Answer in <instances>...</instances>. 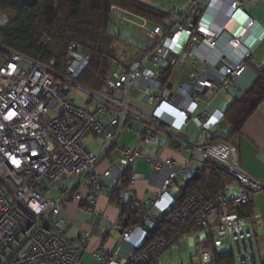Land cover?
I'll return each instance as SVG.
<instances>
[{
	"label": "built area",
	"instance_id": "obj_1",
	"mask_svg": "<svg viewBox=\"0 0 264 264\" xmlns=\"http://www.w3.org/2000/svg\"><path fill=\"white\" fill-rule=\"evenodd\" d=\"M256 2L187 0L185 10H170L163 23L147 31V48L112 60L101 91L77 83L90 57L76 44L69 46L60 74L0 47L7 55L0 60V264H78L94 237L107 235L98 226L102 197L120 209L139 211L140 223H114L121 244L92 250L97 264H164L166 252L195 234L200 236L191 264H217L225 242L234 264H263L257 232L264 212L253 215L248 206L264 192V183L242 170L232 144H189L180 136L192 124L199 137L220 124L223 115L214 116L208 107L222 91L242 98L239 80L259 67L253 43L257 22L245 11ZM4 24L0 15V27ZM182 69L186 79L176 81ZM75 87L86 94L83 106L70 98ZM125 133L135 136L132 147L120 145ZM159 133L168 137L167 145L183 148L186 162H163L144 152ZM90 136L117 155L101 172V157L85 143ZM198 155L232 176L237 194L228 193L229 186L217 194L198 186L177 204L171 188L195 176L190 164ZM139 159L155 171L166 170L159 191L147 200L121 184L118 165ZM72 201L80 204L90 227L74 240L67 237L62 216ZM147 209H158L161 217L172 211L170 222L158 226ZM123 244L131 246L129 254L122 252Z\"/></svg>",
	"mask_w": 264,
	"mask_h": 264
},
{
	"label": "trees",
	"instance_id": "obj_2",
	"mask_svg": "<svg viewBox=\"0 0 264 264\" xmlns=\"http://www.w3.org/2000/svg\"><path fill=\"white\" fill-rule=\"evenodd\" d=\"M114 9L124 10L154 25L163 23L169 16L168 12L139 0H39L32 7L25 0H0V15L4 20L7 16L4 26L0 27V47L29 60L39 61L60 74L67 65L69 46L76 44L83 54L90 57V63L77 83L101 91L104 78L111 70L112 60L126 54L119 53L117 45L126 42L110 30L116 21ZM6 57L0 50V60ZM253 71L254 82L243 92L242 98L236 99L225 112L224 121L232 127L230 137L224 139L227 142L240 132L243 124L264 100V66L253 67ZM199 161L202 165L195 168V176L182 184L183 192L176 198L177 204L194 187L202 186L217 194L233 183L232 176L208 162ZM131 176L132 170L128 167L123 172L122 186H128ZM250 209L249 205V212ZM121 212V222L129 220V226L140 223L139 211L123 207ZM171 212L157 220L158 226L170 222ZM194 231L198 233L197 229ZM150 241L148 238L146 245ZM217 264H234L233 256L229 251L218 253Z\"/></svg>",
	"mask_w": 264,
	"mask_h": 264
},
{
	"label": "crops",
	"instance_id": "obj_3",
	"mask_svg": "<svg viewBox=\"0 0 264 264\" xmlns=\"http://www.w3.org/2000/svg\"><path fill=\"white\" fill-rule=\"evenodd\" d=\"M183 8H181L180 5H176L175 7L170 8V10L178 9L183 11ZM247 9L253 15L257 22L256 29L254 30L255 34L253 39V43L255 44V58L256 54L259 51V48L261 47L263 49L264 47V0H257L255 4L247 6ZM115 10L116 9H114V11ZM170 10L166 12H169ZM120 43L128 45V49L125 50L128 53H133L137 50H140L138 48L136 49V47H133L132 45H129L128 43ZM257 57H259V60L255 58L257 62H260L262 65H264L263 50L259 51ZM186 74V69L179 70L175 75L176 81L185 80ZM254 80V71L246 72L243 78L239 80L240 88L246 90L254 82ZM235 100L236 99L231 93L222 91L217 97L214 98V100L208 107L209 112L212 113L214 116L219 118L221 117V115H223L220 124L217 125L214 129L206 132L202 137L198 136L197 126L195 124H192L187 129L186 133L180 134L181 138L189 144L197 145H206L208 143L216 142H227L224 139L230 137L232 127L229 125L228 122L224 121V115L225 112L228 110L229 106ZM138 103L139 105L136 106L139 109H141L142 111H147L148 107L144 106L140 102ZM134 127L136 128L137 126ZM159 134H162L164 136L163 133ZM159 134L157 136V143L146 145L144 152L146 153V148L148 146H152L151 148H154L155 150L146 154L152 157H158L163 162L167 159L175 160L178 164L186 162L184 157H187V153H184L182 151L183 148L175 145H167V143L169 142L168 137L162 142H159ZM221 135H223L224 137H222ZM128 140L129 138H123L124 143ZM89 142L96 144V147L92 151L97 150V153L101 157V162L97 168L99 172L105 170L108 167L110 160H116V153H113L112 150H109V147L106 144H101L97 140V138L93 136H90L86 139L88 148H90ZM227 143H230L236 147L242 170L255 180L264 183V100L258 105L255 112L246 120V122L241 127L240 132L237 135L233 136L231 141ZM134 144L135 141H133L132 144L129 146L132 147ZM197 160L199 161L200 159H197V157L194 156V160L191 161L190 166H192L193 168L199 167ZM128 167L132 170L131 179L133 178V180H130V183H128V186L126 187L132 188L136 192L137 197L141 200H147L149 198H152L154 194L159 191L161 179L163 177L162 175L166 172V170L163 169V172L160 173V171H155L152 165H147L140 161L131 166L122 164L118 165V168L122 171V173ZM179 182H177V185H179ZM233 194H237V191ZM179 196L174 197L178 198ZM79 208L80 204L76 201H72L65 205L64 210L62 212L63 218L68 223L67 237L73 240L77 239L82 232L88 231L90 229L87 217L82 212H80ZM98 208L99 212L101 213V219L99 221L98 226L100 229L104 230L107 235L106 237H94V239L88 246V251L83 254L78 264H97L96 260L91 254L92 250L97 249L100 246L113 250L118 244H121V232L113 228L114 223L121 222L119 220L122 213L121 209L114 204L108 203L105 197H102V199L100 200ZM250 208V213L253 215H260L264 212V192H260L255 195L254 201L250 205ZM147 211L154 218L159 219L161 217L160 211L158 209H147ZM122 222L129 223V220L127 221L125 219L122 220ZM111 229L115 230L118 234L116 233V235L112 233ZM195 235L188 236L185 240L180 241V243L183 241L187 242L189 257L191 256L192 246L194 242L199 238V236ZM257 237L259 256L261 259H263L264 263V222L262 228L257 232ZM121 249L124 254H129V252L131 251V246L129 244H123L121 245ZM219 252H225V248L220 250Z\"/></svg>",
	"mask_w": 264,
	"mask_h": 264
},
{
	"label": "rangeland",
	"instance_id": "obj_4",
	"mask_svg": "<svg viewBox=\"0 0 264 264\" xmlns=\"http://www.w3.org/2000/svg\"><path fill=\"white\" fill-rule=\"evenodd\" d=\"M139 1L143 2L145 4H148L154 8H158L164 12L170 10V8L175 7L176 5H180L181 8L184 7L183 8L184 10L187 8V0H181V1H178V0H139ZM203 2L205 3L206 0H203ZM115 16H116L115 25L110 27V30L113 34L119 35V37L124 42L128 43L129 45H132L133 47H136V49L137 48L140 50L145 49L150 45V40L147 37V31L150 30L154 26L153 23L148 22V21H146L140 17L134 16V15H132V14H130L124 10H121V9L115 10ZM5 20L7 21V16H5ZM117 45H118L119 53L125 52L126 54H123V55L126 56L127 51H125V50L128 49V47H127L128 45H125L122 43H119ZM260 50H263V52H264V47H263V49L260 47L259 51ZM259 51H258V53H259ZM257 54H256L255 58H257L259 60V57H257ZM259 64L261 65V67L264 66L260 62H259ZM70 98L75 102V104H77L79 106H83L84 100L86 99V94L81 88L75 87L72 90ZM53 115H54V113H51V116H53ZM221 136L224 137L223 135H221ZM134 137H135L134 134H126L125 133L120 140V145H122V146L123 145H131L132 142L135 141ZM165 137H166L165 135L163 136L162 134H159L158 141L162 142L164 139H167V137L166 138ZM123 138H129V140L124 143ZM95 145L96 144L89 142V147H90L89 149L94 150V148L96 147ZM151 147L152 146H148L146 148V153L152 152L155 150L154 148H151ZM197 159H202V158L198 155ZM138 161H140L144 164H147L142 159L137 160L136 163ZM198 164L202 165L201 163H198ZM178 184L179 185L176 184L171 188L172 189L171 193H173L174 196H179L183 192V185H182L183 183L181 184V182H179ZM232 184H229L230 191H228V193H234L238 189L236 186H234ZM59 194L60 193H59L58 189L55 188L53 191V195L58 196ZM111 231L114 234L117 233L113 229H111ZM195 236H200V235L196 234ZM224 248H225V251L231 250V247L226 242H225ZM162 262L164 264H191L192 262H191V259L189 257V254H188L187 242L183 241L178 246H176V247L170 249L168 252H166L164 254V256L162 257Z\"/></svg>",
	"mask_w": 264,
	"mask_h": 264
},
{
	"label": "water",
	"instance_id": "obj_5",
	"mask_svg": "<svg viewBox=\"0 0 264 264\" xmlns=\"http://www.w3.org/2000/svg\"><path fill=\"white\" fill-rule=\"evenodd\" d=\"M39 0H25V2L28 4V6L32 7L34 6ZM246 13L249 14L251 17H253V15L249 12L248 9H245ZM254 18V17H253Z\"/></svg>",
	"mask_w": 264,
	"mask_h": 264
}]
</instances>
